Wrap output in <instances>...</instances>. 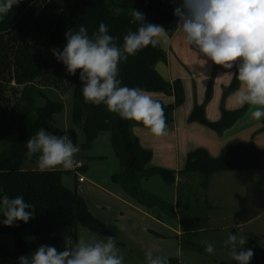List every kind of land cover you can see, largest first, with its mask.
<instances>
[{
	"label": "trees",
	"instance_id": "obj_1",
	"mask_svg": "<svg viewBox=\"0 0 264 264\" xmlns=\"http://www.w3.org/2000/svg\"><path fill=\"white\" fill-rule=\"evenodd\" d=\"M39 1L21 0V3L14 6L0 22V78L5 80L4 77L10 74L11 80H15L19 85H26L17 107L0 112V206L3 207L2 197L5 194L10 198L19 195L23 196L26 203L32 205L29 211L33 213L27 223L16 221L12 226L0 223V264H19V257L32 254L22 236L25 230L32 231L39 245L54 246L58 251L64 250L61 237L65 231L73 234L79 226H83L91 232L104 233L101 223L91 214L77 189L71 190L64 186L63 175L68 171L59 167L45 172L25 171L22 168L26 162L38 159L39 154L31 159L26 158L25 143L40 128L57 136L66 134L74 144L78 139L75 129L60 130L54 127L55 116L64 112V104L48 99L41 89L33 85L49 70V52L54 48L63 49L67 43L65 33L69 29L78 31L81 24L87 28L88 35L92 38L93 34L98 32L99 25L104 23L108 28V34L116 38L118 47H122L123 37L128 31L130 29L136 31L140 26V22H131L133 9L144 14L146 23L161 25L170 36L180 28L174 9L182 0H73L72 3V0L69 2L55 0L44 9L39 6ZM39 8L43 10L44 15L35 20ZM6 45H12L16 57L12 72L7 68L9 60L4 53ZM165 60L166 54L160 45L156 47L149 45L119 63L117 78L121 80V86L138 87L146 92L174 96L173 105L166 106L160 102L164 107L168 129L175 110L185 103V92L181 80L169 83L157 72V64ZM224 71V67L214 64V76ZM79 73L80 70H77L76 75H71L74 85L72 115L75 127L79 128L85 137L84 148L90 150L102 133L111 134L112 148L122 170L119 175L113 177V181L139 204L149 208L160 207L171 217H177L174 206L167 205L142 188L144 181L157 175L164 177L169 183H175L177 174H199L202 176L200 186L206 194L210 179L215 174L264 172V149L257 147L253 142L228 146L216 158L206 150L198 149L188 155L187 165L179 173L151 168L153 153L144 149L139 140L131 134L132 127H144L143 124L122 119L117 113L108 111L104 104L86 103ZM240 86L241 82L235 70L233 81L225 89L224 97L233 95ZM211 91L210 87L207 102L211 97ZM39 98L45 100L43 107L37 106ZM250 106L245 104L236 111H226L222 108V117L218 122L207 120L205 105L195 106L189 122L199 123L222 136L245 116ZM263 131L264 127L256 134ZM184 185V183L179 185L178 194ZM204 202L208 213L211 207L206 197ZM3 212L0 214V221L5 219ZM178 213L181 215L182 210ZM181 219L183 222L182 217ZM208 221L209 217H206L205 222ZM193 232L191 228L182 230L181 240ZM3 235L13 236L15 252H11L1 241ZM252 250L254 256L250 264H264V247ZM169 264L179 262L169 259Z\"/></svg>",
	"mask_w": 264,
	"mask_h": 264
},
{
	"label": "rangeland",
	"instance_id": "obj_2",
	"mask_svg": "<svg viewBox=\"0 0 264 264\" xmlns=\"http://www.w3.org/2000/svg\"><path fill=\"white\" fill-rule=\"evenodd\" d=\"M54 2L55 0H40L39 6L44 9ZM41 8H39L35 20L44 15ZM4 53L9 60L7 68L12 72L16 60L12 45H6ZM48 66L49 70L42 75V79L37 84L52 86L55 80L59 91L52 88H46L43 91L48 99L62 102L65 106L64 112L55 116L54 127L60 130L75 129L77 132L78 139L75 145L79 146L80 151L75 155L74 161L82 163L86 167L85 171L78 172V175L86 181L84 184L78 183L79 194L91 214L104 229L103 234L91 232L83 226H79L77 231H73V234L65 231L61 237L63 247L65 235H70L73 241L79 239L89 241L94 235L97 238L111 236L115 238L116 245L124 256V264H145V254L149 250L153 252L154 256L177 260L179 264H237L229 255L231 246L225 247L224 245L229 234L246 239L245 245L239 246L240 249L264 247V172H233L216 176L212 180L208 193V205L211 207L208 213L206 212L207 205L204 202L206 194L200 186L202 176L198 174L184 179L185 185L180 194H178L177 181L169 183L160 175L154 176L142 184L144 191L161 199L167 205L174 206L177 217H171L160 207L149 208L141 205L113 181V177L119 175L122 170L119 159L112 148L111 134L102 133L90 150L84 148L85 137L73 123V78L67 72L66 66L53 55L52 50L49 52ZM212 66V74L207 80H193L187 85L181 81L185 92V103L182 107L188 109L192 114L195 106L205 105L207 120L218 122L221 118L213 121L215 115L219 114L222 108L226 110L228 103L236 98L234 95L224 97L223 92L215 102L217 76L219 73H233L234 76L236 69L225 68L224 72H218L214 76L213 62ZM4 78L5 80L0 78V97L2 99L0 112L16 108L22 95V88L10 85L12 78L10 74ZM186 86L189 88L187 93ZM210 87L211 97L207 102ZM44 105L45 100L39 98L37 106L43 107ZM233 106L239 105L232 104L231 108H234ZM243 106L232 111L241 109ZM256 107L251 105L245 116L234 126L248 125V128L253 130L262 129L264 117L257 120L251 115ZM207 130L212 133L211 129ZM22 168L25 171L39 170L37 159L26 162ZM63 184L66 188L74 190L75 172L65 173ZM181 210L182 213L179 215L178 212ZM3 211V207L0 206V214ZM206 217H209L207 223L205 222ZM190 228L194 232L181 240L178 232ZM22 236L32 254L41 246L32 231L25 230ZM205 240L214 245L215 252L213 254L205 251L206 246L202 243ZM1 241L11 252H15L12 235L1 236Z\"/></svg>",
	"mask_w": 264,
	"mask_h": 264
},
{
	"label": "clouds",
	"instance_id": "obj_3",
	"mask_svg": "<svg viewBox=\"0 0 264 264\" xmlns=\"http://www.w3.org/2000/svg\"><path fill=\"white\" fill-rule=\"evenodd\" d=\"M21 0H0V22H2ZM132 23L140 22L136 31L131 29L123 37V46L118 47L116 38L108 34L104 23L90 38L88 30L80 25L78 31L69 29L63 50L53 49V55L66 66L71 75L80 70L85 102L104 104L108 111L117 113L122 119L143 124L157 137L167 135L164 107L141 88L121 86L118 65L128 56L151 45L156 47L168 42L167 31L158 24L146 23L144 14L133 9ZM178 26L185 34L187 43L198 49L214 64L229 70L235 68L241 87L233 95L238 103L257 106L251 115L254 119L264 117V0H182L174 9ZM67 82V81H66ZM26 158L39 154L37 167L41 172L56 168L71 170L74 157L80 151L68 135L57 136L40 128L25 143ZM5 226L16 221L27 223L33 216L32 205L23 196L2 197ZM205 251L215 252L207 240ZM246 239L229 234L225 247L231 246L229 255L237 264H250L254 256L252 249H240ZM145 264H169L166 257L154 256L147 251ZM19 264H124V256L114 237L89 241H73L64 237V250L41 245L31 256L18 258Z\"/></svg>",
	"mask_w": 264,
	"mask_h": 264
},
{
	"label": "crops",
	"instance_id": "obj_4",
	"mask_svg": "<svg viewBox=\"0 0 264 264\" xmlns=\"http://www.w3.org/2000/svg\"><path fill=\"white\" fill-rule=\"evenodd\" d=\"M167 36L168 42L163 43V38H161V44H159L166 54V60L159 62L156 66V70L159 75L169 83L181 80L185 85L193 80L209 79L212 74V61L203 56V54L200 53L198 49L187 43L183 31L179 28L173 36H170L169 34H167ZM42 77L43 76L33 83L35 87L41 89L42 91H44L46 88H52L59 91L57 85L55 84V80L52 86H41L37 84V82L42 79ZM233 78V73L218 74L216 80L218 84L216 86L215 96L217 98H215V102L221 96V94L225 92V89L231 85ZM10 85L13 87L17 86V88H22L23 95L26 85H19L15 80H11ZM187 90H189V88L186 86V93ZM148 93L154 100H157L166 106L173 105L175 102V98L172 95H166L164 93L158 92ZM230 102L225 108L227 111H232L235 108L241 107L237 101V98ZM230 104H237L239 106H233L234 108H231ZM190 115L191 112H189L188 109H183V107L175 110L173 121L167 129V135L161 137L154 136L151 134L150 130L145 127H132V136L139 140L141 146L144 149L153 153V159L150 164L151 168H161L179 173L185 169L188 155L198 149L206 150L212 157H218L222 150L228 146L247 144L250 142H253L257 147L264 149V132L256 134L258 130L250 129L248 128V125H236L230 130L226 131L222 136H218L214 131L210 133V131L207 130L208 128L206 129V127L199 123H190ZM221 117L222 111L215 115L213 121H217ZM100 136L101 135H99V137ZM85 170L86 167H84L82 171ZM231 173L233 172L215 174L211 177L206 193L207 199H209L208 193L210 192L212 180H214V178L218 175L220 176L221 174ZM190 176L194 175L177 174V188L180 184H183L185 178ZM85 182L86 181L79 183L78 178L75 176V188L77 189L78 193V183L84 184ZM178 235L180 237L182 235V231H179Z\"/></svg>",
	"mask_w": 264,
	"mask_h": 264
},
{
	"label": "built area",
	"instance_id": "obj_5",
	"mask_svg": "<svg viewBox=\"0 0 264 264\" xmlns=\"http://www.w3.org/2000/svg\"><path fill=\"white\" fill-rule=\"evenodd\" d=\"M83 169H84V165L82 163H74L73 168L71 170H68V171L75 172V176L78 178V182L83 183L85 181V179L78 175V172L82 171Z\"/></svg>",
	"mask_w": 264,
	"mask_h": 264
}]
</instances>
